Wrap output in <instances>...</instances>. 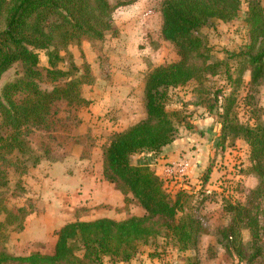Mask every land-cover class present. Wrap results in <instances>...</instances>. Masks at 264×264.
I'll return each mask as SVG.
<instances>
[{
    "label": "rangeland",
    "instance_id": "obj_1",
    "mask_svg": "<svg viewBox=\"0 0 264 264\" xmlns=\"http://www.w3.org/2000/svg\"><path fill=\"white\" fill-rule=\"evenodd\" d=\"M109 1L118 5L112 14L113 25L102 39L85 35L63 45L60 33L51 27L58 15L44 19L45 31L54 33L55 42L49 49H36L42 71L38 82L42 89L53 90L68 81L47 76L48 51H56L62 57L57 67L81 80L78 91L85 102L55 100L49 128L23 129L29 147L0 155V252L49 255L58 231L69 221L123 220L144 213L131 193L124 198L104 180L102 151L115 133L147 117L145 84L151 69L177 62L181 55L161 33L164 0ZM259 1L264 5V0ZM248 11L247 0H242L236 18L211 19L202 27L197 34L210 50L209 63L220 62L217 71H207L199 80L168 90L167 109L179 114V132L172 146H179L181 153L171 162L164 160L167 148L159 155L132 156L134 164L148 160L156 172L171 164L189 163L188 175L183 178L160 177L173 196L186 184L193 193L191 203L205 200L196 211L205 227L197 247L180 250L163 230L158 237L140 242L139 252L130 262L106 257L103 264H186L190 257L200 259V264H264V257L249 262L257 244L247 218L237 219L244 260L220 235L221 228L237 216L238 205L256 212L254 205L259 203L258 213L264 222V197L251 201L252 191L262 188V181L251 169L250 147L242 139L233 143L232 138L223 141L221 136V113L228 104L241 124L264 122V80L252 83L251 71H241V53L251 43ZM25 70L19 61L1 75L0 96L4 86L24 76ZM4 120L8 116L0 111V124ZM205 151L208 155L203 157ZM194 157H198L196 161ZM20 207L24 210L15 218L13 211ZM23 216L28 219L24 231L19 232ZM258 245L264 249V240Z\"/></svg>",
    "mask_w": 264,
    "mask_h": 264
},
{
    "label": "trees",
    "instance_id": "obj_2",
    "mask_svg": "<svg viewBox=\"0 0 264 264\" xmlns=\"http://www.w3.org/2000/svg\"><path fill=\"white\" fill-rule=\"evenodd\" d=\"M247 2L251 43L241 53V71L250 70L252 83H259L264 80V5L259 0ZM241 4L242 0L163 1L161 33L179 49L181 59L151 69L145 84L147 117L115 133L103 147L105 178L125 196L131 193L144 213L123 220L103 217L68 222L57 233L53 254L13 255L2 251L0 264H103L106 257L128 263L139 252L140 242L158 237L163 230L178 249L197 247L205 227L196 211L205 200L191 203L193 193L186 190H178L173 196L148 160L141 159L134 164L132 156L138 153L159 155L177 139L179 114L167 109L168 90L193 79L199 80L207 71H217L220 62L209 63L210 50L197 33L211 19L231 21L236 18ZM117 5L109 0H0V77L16 62L21 61L26 67L25 75L7 83L0 96V111L8 116V120L0 124V155L19 148L25 151L29 147L23 129L28 131L30 126L48 129L55 100L85 102L78 91L81 80L57 67L62 57L56 51H48L47 76L53 81L60 78L68 81L53 90L41 88L38 81L42 71L38 67L36 49H49L55 42L53 34L56 31L63 45L69 39L72 42L85 35L102 39L113 25L112 14ZM54 14L58 15V20L51 26L54 33L48 35L44 19ZM237 90L238 86L232 93ZM221 116L223 141L229 137L233 143L242 139L250 147L251 169L262 181V188L251 193V201L255 202L264 197V122L255 126L241 124L232 115L230 104ZM259 205H254L256 212L238 205L235 207L237 216L220 230L222 238L238 249L241 260L245 253L241 249L239 216L250 220L247 227L257 244L256 251L249 255V262L264 257V249L258 245L259 240H264ZM23 210V207L14 209L15 218ZM12 216L9 212L10 220ZM26 217H21L19 232L24 228ZM186 264H200V259L190 257Z\"/></svg>",
    "mask_w": 264,
    "mask_h": 264
},
{
    "label": "crops",
    "instance_id": "obj_3",
    "mask_svg": "<svg viewBox=\"0 0 264 264\" xmlns=\"http://www.w3.org/2000/svg\"><path fill=\"white\" fill-rule=\"evenodd\" d=\"M203 140V139H202ZM175 142V141H174ZM173 145V143H171L169 146H167L166 148L168 149L166 152H168V154H167V157H169V158H165L164 160L166 161V162H171L172 161V158H174V157H176V155H178V154H180L181 153V151H179V146H177V147H175V146H172ZM165 148V149H166ZM185 148V147H184ZM102 154H103V151H102ZM189 154V153H188ZM206 155H208V151H205L204 153H203V157L204 156H206ZM198 157H194V160L196 161V159H197ZM158 159H160V158H158ZM184 159H187V160H189L188 158H184ZM190 161V160H189ZM166 166H164V167H162L163 168V170H164V168H165ZM162 170V169H161ZM211 171V170H210ZM159 176H163V171L161 172V171H158V172H156ZM102 176H103V178H104V180L106 181V182H108L109 184H111V185H113V187L119 192V194H121L122 196H124V198H126V196L115 186V184H113V183H111V182H109L106 178H105V176H104V162H103V166H102ZM187 187H190V186H188V185H186V184H183V185H181V189L180 190H186V191H189V192H191V190H188V189H186ZM192 188V187H191ZM130 194H128V196H129ZM144 210V209H143ZM32 214V213H31ZM30 215V214H29ZM103 218V217H102ZM108 218H110V217H108ZM28 219V217H26V219H25V221H24V228H23V230L22 231H20V232H23L24 231V229H25V224H26V220ZM113 219V218H112ZM75 220H77V219H75ZM82 220V219H81ZM72 221H74V220H72ZM86 221H89V220H86ZM69 222H71V221H69ZM68 223V222H67ZM66 223V224H67ZM65 225V224H64ZM64 225H62V227L64 226ZM61 229V228H60ZM57 239H58V236H57ZM56 243H57V241H56ZM55 247H56V244H55ZM55 247H54V251H55ZM54 251L52 252V254L54 253ZM153 257V256H152ZM153 260H155V262H157V258L155 259V257H153Z\"/></svg>",
    "mask_w": 264,
    "mask_h": 264
},
{
    "label": "built area",
    "instance_id": "obj_4",
    "mask_svg": "<svg viewBox=\"0 0 264 264\" xmlns=\"http://www.w3.org/2000/svg\"><path fill=\"white\" fill-rule=\"evenodd\" d=\"M189 163L183 161L177 164L166 166L163 170V177L172 179L176 177H185L188 175Z\"/></svg>",
    "mask_w": 264,
    "mask_h": 264
}]
</instances>
